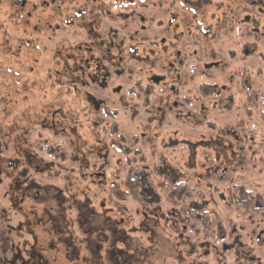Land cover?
Instances as JSON below:
<instances>
[{
  "label": "rangeland",
  "instance_id": "374dc122",
  "mask_svg": "<svg viewBox=\"0 0 264 264\" xmlns=\"http://www.w3.org/2000/svg\"><path fill=\"white\" fill-rule=\"evenodd\" d=\"M239 3L245 8L241 16L249 19L246 45H235L231 33L223 36L220 45H211L230 71L244 69L239 73L246 94L239 97V103L236 95L232 97L236 112L207 110L193 114L188 125L167 118L160 127L156 121L145 123L142 112L139 115L144 119L138 116L129 121V115L125 120L124 112L117 109L113 119L98 112L100 124L90 123L94 118L84 115L75 87L64 79V75L78 72V46L159 40L158 22L164 18L167 24L169 14L181 20V34L195 24L217 40L220 29L231 21L222 12ZM138 14L145 18L144 33ZM230 49L238 58L234 64L227 56ZM147 69L145 64L123 60L117 70L112 69L118 72L114 84H123L125 91L127 85L133 87L127 75L136 80L141 70ZM133 102L131 105L141 110V104ZM262 113L264 0H0V264H264V212L249 215L233 203L235 193L241 190L264 204ZM46 117L53 121L54 130L44 128ZM113 121L119 127L116 134L109 129ZM174 130H179L176 139L189 145L164 146V139ZM231 132L241 134L240 143ZM119 133L123 135L120 146L113 142ZM134 134H145V139L151 140L149 146L146 142L133 145L142 148L150 168L151 153L160 155L167 159L160 170L178 173V181L201 193L198 200L216 222L215 238H195L185 222L174 228L164 220L168 213L176 212L185 221L178 209L165 203L161 189L157 190L160 219L151 220L155 218L152 213L149 221L143 218L144 204L128 197L122 184L132 167L128 159L135 153L123 156L119 148L132 145ZM206 147L213 152L202 150ZM57 148L66 160L46 154V150L52 153ZM232 149L239 153L234 159ZM133 165L140 167L142 162L136 159ZM100 169L106 173L102 187L91 184L88 177ZM63 174L68 175L73 197L63 201L62 209L55 201L43 200L45 191L40 185H53L55 189L48 190L57 193L62 178L53 177ZM149 179L158 185V177ZM112 181L116 189L111 187ZM29 182L38 185V202L31 201L33 190L26 191ZM80 190L86 191L84 197L77 194ZM85 200L93 203L96 216L91 219L85 216ZM76 205L82 209L80 213Z\"/></svg>",
  "mask_w": 264,
  "mask_h": 264
},
{
  "label": "flooded vegetation",
  "instance_id": "af4514ba",
  "mask_svg": "<svg viewBox=\"0 0 264 264\" xmlns=\"http://www.w3.org/2000/svg\"><path fill=\"white\" fill-rule=\"evenodd\" d=\"M161 10H164L163 6H161ZM161 10L158 12L160 13ZM166 13L167 12H164L162 14L166 15ZM223 13L229 16L231 21L230 25L229 22L226 24L229 28L226 27L220 29V33L216 36L217 40H215L209 32L202 33L198 30L199 28H197L195 24L191 25L192 30L185 31L187 32L186 34H181L178 32L181 30V20L177 19L174 15L169 14L170 18L167 24H164V18L158 22L160 26V31L158 32L161 34L158 36L159 40H143L136 43H129L127 45L110 41L108 45L91 44L78 46L76 51L79 59L78 72L73 76L66 74L64 75V79L65 82H68L75 87V90L73 91L76 92L79 107L82 109L84 115H89L94 118L90 123L93 126L100 124V122L96 120V114L98 112H103L105 115L107 114L106 116H110V118L113 119L117 109L124 112L125 120L129 119L128 116L130 115L129 121H132L135 117L140 116L139 114L142 112L147 118L145 123L156 121L160 127L167 118L172 119L174 123L179 122L188 125L190 124L189 121H191L190 118L193 114H204L207 110L221 113L222 111H229L232 109L236 112L234 107L235 103L232 101V97L236 95V100L239 103V97L246 94L245 83L242 80V74L239 73L243 68L236 67L235 70L230 71V69L227 68L230 67L229 64L224 58L219 56L218 53L212 52L211 45H220L223 36H227L231 33L234 37L233 41L236 42L235 45L239 47H242V45L245 46V38L247 37L246 29L249 19L244 15L241 16V13L245 14V8L240 3L235 8L233 6L232 9L226 7L222 14ZM234 13H237V16H235ZM137 19L139 20V23L142 24L140 25V31L144 33L146 31V26H144L145 18L138 14ZM216 22H219V19H216ZM252 31H254L252 34L257 35V30L252 29ZM150 36L154 37L153 34H150L149 37ZM139 50L143 56L138 52ZM122 53H125V57L120 56ZM227 56L233 64L235 60L238 61L237 55L233 49L228 51ZM67 58H69V56H67ZM123 60L142 63L149 68L147 70H141L143 73L136 76V80H134L133 76L130 74L127 75L128 81L131 82L133 87L127 85L125 88L126 92L123 90V84H114L117 82L118 72H112V69H118V66H120ZM213 71L215 73H213ZM123 72L124 71H120L119 74ZM222 74H226L228 77L225 78ZM237 77L240 80H238ZM212 78L213 82L211 80ZM207 79H210V82H206ZM221 81L223 84H221ZM255 93V91H252V94ZM134 100H136V103L141 104V110H138L136 104L131 105L134 103ZM140 104L138 105L140 106ZM133 113L136 114L133 115ZM50 119H53V117H50ZM140 119L144 118L140 116ZM199 120L200 123L203 121L202 119ZM48 122V117H46L42 123L44 128L54 130L55 126L53 121ZM117 125L118 124L115 121L111 123L109 128L111 133H118L119 127ZM191 126H193V124ZM197 126L199 127V125ZM185 130L192 131L191 129ZM178 134L179 130H174L168 139H164L163 142H166V144L163 143L164 146H168L169 148L170 146L173 147L179 144L189 145L186 140H177L176 137H178ZM231 134L235 142H241V134L239 135L234 132H231ZM117 136L118 139L113 142L118 144L121 138H123V135L119 133ZM139 142H143L144 144L146 142L148 146L151 145V140L147 141L145 139V134H134L130 139V144L132 145H126L124 148H119V151L123 156H127L130 153L131 155H133V153L136 154H134L135 156L133 155L131 160L128 159V163H130L132 167L127 170L124 183L122 184L127 190L128 197L136 203L139 202L134 199L131 193L134 184L140 185L141 188L138 192L144 200V203L142 204L145 205L146 203L145 207L143 205V209L145 210L142 213L143 218L149 221L150 214L152 213L155 218H152L151 220L160 219L158 216L159 214L157 213L158 210H160L159 199L157 198L158 196L153 193L155 192V184L149 179L150 176L154 175L155 177H158V184L162 183V187H158L157 190L161 189L163 194L176 192L178 185L182 183L177 180V176H179L178 173L172 174L170 171L165 172L160 170L162 162L167 160L160 155L151 153L153 166L150 168L147 165L149 160L146 157L147 155L145 156L141 153L142 148H133V145H136ZM111 143L112 142L109 144ZM116 143L115 145H117ZM202 150L211 149L206 147V149L202 148ZM239 150L242 151V148ZM48 151L49 150H46V154L49 157L54 156V158L58 160L67 159L63 153L61 154V150L58 148L55 152L51 151L52 153H49ZM151 151L153 152L154 149L151 148ZM211 151L213 152V150ZM230 154L232 159L235 158V155H239V153L235 152V149H232ZM187 156H190V154H187ZM135 159L142 161L140 167H135L133 165ZM224 159L225 157L223 160ZM65 171L66 170H61L62 173ZM56 174H59V171H57ZM55 177L62 178V188L56 187L58 192L51 193L48 189L49 187H53V185H40L41 189L45 191L43 200H45V202L55 201V203L60 205L63 209V201L69 199V196L73 197V193L71 192L72 188L67 181V174L60 176L54 175L53 178ZM81 177L85 178L86 176L82 175ZM88 177L90 178L91 184L102 187V179L106 177V173L103 169L94 170L88 175ZM112 184L111 187L116 189V185L113 181ZM36 188H38V185L34 182H29L26 187V191L33 190L31 196L29 195L32 202H38L39 200V192ZM53 188L55 189V187ZM85 188L88 189V186ZM67 189V196H64L63 191ZM110 192L114 195L116 194L115 190ZM84 193H86L85 190L77 191V194H83L82 197L85 196ZM96 194L98 195L99 193ZM109 195L112 198H115L114 195ZM154 196L155 199L151 200V197ZM164 199L165 203L170 205L172 209L176 210L180 208L179 199L176 203L168 201L166 196ZM84 202L86 204L85 216L90 217V219L95 217L96 213L92 212V201L85 200ZM75 207L79 213L82 211L79 205H76ZM151 208L153 211L148 213L147 210ZM177 215L176 212L168 213L163 219L168 222L170 221L174 228L176 225H180L181 222L186 223V221H182L181 218H178ZM85 223L86 222H84V224ZM108 227L106 229H108ZM83 232L91 234L85 229ZM178 236L181 238V235ZM259 241L260 240H258V242ZM222 248V251L226 250V246L223 245Z\"/></svg>",
  "mask_w": 264,
  "mask_h": 264
},
{
  "label": "trees",
  "instance_id": "16d2710c",
  "mask_svg": "<svg viewBox=\"0 0 264 264\" xmlns=\"http://www.w3.org/2000/svg\"><path fill=\"white\" fill-rule=\"evenodd\" d=\"M262 114L264 116V113ZM160 184L154 186L155 192L153 193L156 195L157 188L162 187V183ZM140 188V185L134 184L131 194L139 203H144V200L138 192ZM238 191L239 192H236L233 198V203L237 208H242L249 215L264 212V204L260 205L261 202L253 197L250 192ZM164 195H166V199L172 203H176L178 199L180 200L178 213L185 219V228L191 236L195 238L200 237L204 240L215 238L216 222L207 209L201 205L200 200H198V197L201 195L200 192L194 191L182 183L178 185L176 192Z\"/></svg>",
  "mask_w": 264,
  "mask_h": 264
}]
</instances>
